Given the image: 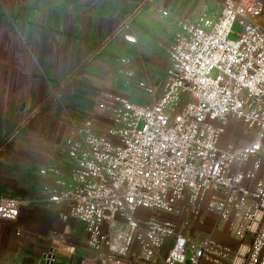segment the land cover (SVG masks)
<instances>
[{
    "label": "built area",
    "instance_id": "built-area-1",
    "mask_svg": "<svg viewBox=\"0 0 264 264\" xmlns=\"http://www.w3.org/2000/svg\"><path fill=\"white\" fill-rule=\"evenodd\" d=\"M219 6L215 20L180 23L150 105L106 94L65 142L70 179L49 202L83 225L102 264H264V3ZM21 206L1 197L0 219ZM208 217L232 244L193 235Z\"/></svg>",
    "mask_w": 264,
    "mask_h": 264
},
{
    "label": "crops",
    "instance_id": "crops-1",
    "mask_svg": "<svg viewBox=\"0 0 264 264\" xmlns=\"http://www.w3.org/2000/svg\"><path fill=\"white\" fill-rule=\"evenodd\" d=\"M28 2L0 8L18 38L15 46L33 64L14 90L0 76V198L22 202L15 221L0 219V264H102L87 249L83 225L63 222L66 207L49 202L56 181L70 179L65 142L106 94L150 105L161 92L180 23L202 14L215 20L219 0ZM162 12L168 14L159 20ZM47 29L55 32L51 44ZM140 84L156 94L148 95ZM50 169L59 175L40 173ZM212 221L195 225L193 235L232 244L212 231Z\"/></svg>",
    "mask_w": 264,
    "mask_h": 264
},
{
    "label": "rangeland",
    "instance_id": "rangeland-1",
    "mask_svg": "<svg viewBox=\"0 0 264 264\" xmlns=\"http://www.w3.org/2000/svg\"><path fill=\"white\" fill-rule=\"evenodd\" d=\"M15 4L21 7H26L32 3H29L28 0H0V8L10 7ZM261 21L264 24V10L261 16ZM240 31L241 27L238 24H235L232 28V34H230L229 39L232 41L236 40ZM17 39L13 27L8 26L5 20L0 17V76L2 78L5 77L3 82L7 84V87L10 83L11 90L19 86L21 80L24 79V69H28L29 66L31 68L33 65L31 63L32 58L27 54H23L24 50L22 46H15ZM243 138H248V136L244 135ZM243 143L244 141H239V144L242 145Z\"/></svg>",
    "mask_w": 264,
    "mask_h": 264
},
{
    "label": "water",
    "instance_id": "water-1",
    "mask_svg": "<svg viewBox=\"0 0 264 264\" xmlns=\"http://www.w3.org/2000/svg\"><path fill=\"white\" fill-rule=\"evenodd\" d=\"M48 259H51V260H52V258H49V257H48ZM48 259H47V261H48ZM53 259H54V258H53ZM50 262H51V261H50Z\"/></svg>",
    "mask_w": 264,
    "mask_h": 264
}]
</instances>
